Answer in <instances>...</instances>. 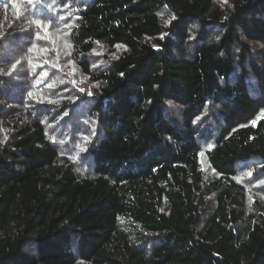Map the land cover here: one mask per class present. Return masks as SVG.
I'll return each instance as SVG.
<instances>
[{
  "label": "trees",
  "instance_id": "1",
  "mask_svg": "<svg viewBox=\"0 0 264 264\" xmlns=\"http://www.w3.org/2000/svg\"><path fill=\"white\" fill-rule=\"evenodd\" d=\"M263 111L264 0H0V264H264Z\"/></svg>",
  "mask_w": 264,
  "mask_h": 264
},
{
  "label": "rangeland",
  "instance_id": "2",
  "mask_svg": "<svg viewBox=\"0 0 264 264\" xmlns=\"http://www.w3.org/2000/svg\"><path fill=\"white\" fill-rule=\"evenodd\" d=\"M226 0H215V3L218 4H223L225 3ZM166 16L164 15V18ZM167 19V18H166ZM60 39V38H58ZM61 40V39H60ZM116 51H120V48H117ZM113 55L110 54L109 52H106L104 50H98L96 55L94 56V61L97 67H105L106 63H105V58L106 57H112ZM69 70V69H68ZM72 71H66L68 76L65 75V77H67L69 80H71L73 82L74 85H78V86H82L79 88H84V82L82 81V77H79V73L76 70L71 69ZM68 80V81H69ZM83 84V85H82ZM74 103V100L72 101ZM210 114L211 111L207 110L204 115L202 116V118L199 119L198 121V125L201 128H206L209 127L208 125L211 126V119H210ZM264 117V111L261 112L258 115V118ZM88 124V122H87ZM92 124V128H89L88 130H86V138H81V141L78 144V147L73 151L72 153V157H74V160L79 164V168L81 170H85L84 166L88 164L87 158L84 156L85 153V142H87L86 140H90L93 136H95V127ZM213 127V125H212ZM214 129V127H213ZM57 131V125H54L51 133L54 135V133H56ZM85 140V141H84ZM84 141V142H83ZM65 142V141H64ZM69 141H66V144H68ZM213 141H208V142H202L201 146H202V150L204 151V149H208L210 148L213 143ZM201 162H202V171L203 174L205 176V179L207 180H211L212 178L215 177L214 173L212 172V170L209 168V166L206 163L205 157L201 156ZM87 168V167H86ZM236 180L237 182L241 183L242 185L245 186V189L247 191V195H248V201L249 204L253 203L255 200L257 201H264V163L263 162H259V161H249V162H244L239 164L238 169H237V173H236ZM263 192V193H262Z\"/></svg>",
  "mask_w": 264,
  "mask_h": 264
}]
</instances>
